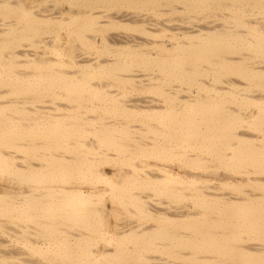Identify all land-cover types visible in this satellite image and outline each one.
Instances as JSON below:
<instances>
[{
  "label": "bare ground",
  "instance_id": "bare-ground-1",
  "mask_svg": "<svg viewBox=\"0 0 264 264\" xmlns=\"http://www.w3.org/2000/svg\"><path fill=\"white\" fill-rule=\"evenodd\" d=\"M7 97L0 264L264 261V0H0Z\"/></svg>",
  "mask_w": 264,
  "mask_h": 264
},
{
  "label": "rangeland",
  "instance_id": "rangeland-1",
  "mask_svg": "<svg viewBox=\"0 0 264 264\" xmlns=\"http://www.w3.org/2000/svg\"><path fill=\"white\" fill-rule=\"evenodd\" d=\"M163 18H169V17H163ZM117 27V28H116ZM122 28V29H121ZM119 29V31H123L124 29H123V27L122 26H115V25H113V26H110L108 29H107V31L109 32V33H111V32H114V30H115V32L117 31ZM121 29V30H120ZM126 31L127 32H130V33H134V34H137V32H138V30H134V29H130V28H126ZM54 56V55H53ZM55 57V56H54ZM95 81V80H94ZM5 89H8V88H4V90ZM2 90L3 92H8V90ZM151 91H152V89H150ZM131 92V93H130ZM135 93H134V91L132 90H129V93H127L126 95H128V96H133ZM150 96L151 95H153V93L152 94H149ZM8 97H10V96H8ZM8 97L5 99H2V100H4V101H2V100H0L1 102H3V103H5V101L8 99ZM151 159V162H154L155 160H152L153 158H150ZM149 159V160H150ZM164 163H171V162H164ZM108 165V166H107ZM106 166H105V168H104V171H106V172H108V171H110V170H112L111 168L112 167H110V165L109 164H107ZM170 165V164H169ZM110 167V168H109ZM254 170V169H253ZM260 170V168H257L256 170H254V171H256V172H258V171ZM230 175L232 176L233 174H234V172L231 170L230 172ZM215 175V174H209V176H210V178L212 177V178H215V176L213 177V176ZM209 176L208 177H206L208 180L210 179L209 178ZM234 176H237L236 174H234ZM211 181V183L210 184H212V185H215V183L216 182H218V181H216V180H214V179H212V180H210ZM208 183H209V181H207ZM207 184V183H206ZM223 184H224V182H223ZM222 186V185H221ZM220 186V187H221ZM224 186H226V188L224 187ZM224 188V189H223ZM227 188H229V189H227ZM232 189V190H231ZM234 189V190H233ZM221 190H225V191H223V192H226L227 191V193H229L230 192V194L232 193V194H234V195H236L237 196V194H235L236 193V189H235V186L234 187H230V186H227L226 184L225 185H223L222 187H221ZM211 191H213V190H211ZM220 191V190H219ZM231 194V195H232ZM160 196L161 195H159V199H160ZM161 199H162V196H161ZM182 198H178L176 201L175 200H173V201H170V204H169V202L167 203L165 200L166 199H162V200H160L161 202L163 201V203H167L168 204V206H170V207H172L173 205L174 206H186L188 203H187V200H181ZM167 201H169V200H167ZM154 203V201L152 202V203H150L151 205ZM149 204V207L150 208H153L151 205ZM173 204V205H172ZM177 204V205H176ZM190 204V203H189ZM155 205V204H154ZM153 205V206H154ZM163 206V207H162ZM158 207H162V208H160V210H162L163 208H164V205L163 204H158ZM168 217H170V216H168ZM148 219V218H147ZM146 218H145V220L144 219H140L141 220V222L143 221V223H145V224H153L154 222L153 221H146L147 220ZM139 220V219H138ZM114 219H112L111 218V220H110V218L107 220V226H108V228L110 229V234L109 235H112L113 236V233H111V232H113V231H115V230H117L118 229V225H119V228H120V224H116V223H114ZM113 223V224H112ZM165 223H167V225L169 224V222H165ZM117 227V228H113L112 229V227ZM112 230V231H111ZM4 239V241H2V240H0V241H2V243L0 244V248H2V249H4L5 250V248L7 249V248H9L10 246H11V244H12V241H9L10 239L9 238H7V237H4L3 238ZM5 239H6V241H5ZM11 242V243H10ZM99 245L100 244H102V242H100V243H98ZM6 245V246H5ZM10 245V246H9ZM1 249V250H2ZM4 250H2V251H4ZM27 250V249H26ZM25 249H23V251L24 252H27V255L29 254V253H31L29 250H27L26 251ZM29 251V252H28ZM23 255H24V257H26L25 255V253H22V254H20V256L21 257H23ZM30 257H33L31 254L29 255ZM35 257H33V259H34ZM171 259L169 258V261H168V263H174V262H180L179 260H177V261H174L173 259V261L171 260ZM176 260V259H175ZM159 262V261H158ZM159 263H161V262H159ZM142 264H146V261H143V263ZM179 264H186V263H184L183 261L181 262V263H179ZM193 264H200V263H193Z\"/></svg>",
  "mask_w": 264,
  "mask_h": 264
},
{
  "label": "snow or ice",
  "instance_id": "snow-or-ice-1",
  "mask_svg": "<svg viewBox=\"0 0 264 264\" xmlns=\"http://www.w3.org/2000/svg\"><path fill=\"white\" fill-rule=\"evenodd\" d=\"M250 131H254V129H250ZM260 136H261V143L264 144V128L260 130ZM261 244H262L261 254L264 255V236H262ZM262 264H264V261H262Z\"/></svg>",
  "mask_w": 264,
  "mask_h": 264
}]
</instances>
